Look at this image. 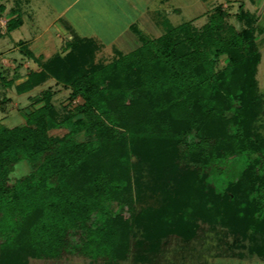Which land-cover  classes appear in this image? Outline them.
<instances>
[{"label":"trees","instance_id":"obj_1","mask_svg":"<svg viewBox=\"0 0 264 264\" xmlns=\"http://www.w3.org/2000/svg\"><path fill=\"white\" fill-rule=\"evenodd\" d=\"M229 15L219 5L200 27L158 19L157 37L134 27L141 44L108 63L95 60L93 39L75 36L65 54L23 82L15 85L0 70L1 84L19 94L54 77L83 99L59 116L48 88L23 124H0V264L60 260L70 246L89 264H123L134 246H145L141 257L170 235L193 241L200 217L225 228L217 255L264 259V138L256 125L264 25L241 10L237 27ZM21 23L10 18L7 31ZM56 127L68 131L49 134ZM236 153L246 158L239 174L213 171ZM21 160L31 170L12 179ZM139 167L155 192H166L160 209L134 208ZM122 203L128 217L117 212ZM136 227L142 232L135 240Z\"/></svg>","mask_w":264,"mask_h":264},{"label":"rangeland","instance_id":"obj_2","mask_svg":"<svg viewBox=\"0 0 264 264\" xmlns=\"http://www.w3.org/2000/svg\"><path fill=\"white\" fill-rule=\"evenodd\" d=\"M222 1V0H216ZM246 6L250 3L249 0H238L237 4L244 2ZM33 3V2H32ZM3 5L5 8L0 12V70L4 73L7 79L15 78L14 84L23 82L27 78V74L30 70L42 69V64L48 58L54 54H65L68 50V44L66 42H59L53 47H48L45 49V38L46 34L41 35L35 42L28 43L31 37L38 35V32L43 29L41 23H44L43 18H29L27 16L25 23L13 29L11 32L7 31L8 20L16 16V11L13 13L12 8H16L17 4L14 0H0V6ZM207 9L203 11V6L199 3L196 7H191L189 9L183 8L180 12H174L169 15V21L173 24H179L184 21L192 20L196 26H202L209 18V11L214 7V5L206 4ZM264 3H260V6L255 10V14L260 18V23H264V11L262 8ZM231 10V21L239 26V22L235 18V13L238 10L237 5H229ZM210 9V10H209ZM199 15V16H197ZM163 16L159 19L163 20ZM40 22V24H39ZM146 33L150 34V30L143 28ZM53 30V29H52ZM157 34L162 33V28L159 27L156 30ZM153 34V33H152ZM151 34V35H152ZM21 40H27L28 47L34 52L37 57H41V61L34 59L29 56L25 50L22 48ZM257 41L261 48L262 56L258 64V69L256 72L258 93L261 97V112L259 118L256 120V125L264 138V32L257 36ZM141 44V42L139 43ZM98 49L95 54V60L97 62L108 63L118 57L117 51L112 47L103 48L98 44ZM41 55V56H39ZM45 55H50L45 57ZM227 63V57L224 56L219 59V66H224ZM51 88L53 96L52 103L56 108L58 115L62 116L72 110L76 104H79L83 99L79 97L73 98L71 96V87L64 83H58L54 77H49L42 84L34 87L32 90L19 94L14 85L7 87L2 85L0 82V124L6 126H13L18 124H23L27 118L28 113L43 102H34L38 97L42 96L44 91ZM4 99V100H3ZM68 131V127H56L49 130V134L53 136H63ZM78 139L84 138L85 135L83 131L76 134ZM208 147V146H207ZM209 149V147H208ZM135 159V156H133ZM246 162L245 153L232 154L229 160L223 161L221 167L217 165V169L213 171L217 174H223V172H230L231 175H237L240 173L244 163ZM31 170V166L27 160H21L15 164L14 170L9 173L12 179L20 177ZM141 167L136 169L134 172V187L135 192L133 195L134 208L138 212L140 209H144L146 206L161 208L164 205L165 193H158L149 185L151 178L149 173H145ZM223 187V186H222ZM129 205L126 203L119 204L117 206L118 214H124L129 216ZM121 211V212H120ZM200 217L197 220L198 234L195 239L186 244H182V241L177 236L170 235L168 238L164 239L162 242V248L160 245L156 252L151 250L148 253H144L141 257H138L139 251L143 250L145 246L133 247L131 252V259L124 261L123 264H151L157 261H189L194 262L198 259H206L217 255L216 251H222L224 248L222 246L223 234H225V228L221 227L219 222L214 221L215 225H211L209 222L203 220ZM219 223V224H218ZM141 228L136 227L133 232V239H138L141 235ZM4 236L0 235V240ZM149 245V243H147ZM70 246V245H69ZM73 247V246H72ZM155 248V247H153ZM71 250V246L65 250L69 254H64L63 258L60 260L54 259H44V258H33L30 264H89L86 257L80 255L77 251ZM77 252V253H76ZM141 253V252H140ZM136 258H147L148 261L139 262ZM152 258V260H150ZM60 261V262H59ZM62 261V263H61ZM68 262V263H67Z\"/></svg>","mask_w":264,"mask_h":264},{"label":"crops","instance_id":"obj_3","mask_svg":"<svg viewBox=\"0 0 264 264\" xmlns=\"http://www.w3.org/2000/svg\"><path fill=\"white\" fill-rule=\"evenodd\" d=\"M249 1L248 5L250 6H246L245 1L238 5V0L217 2L216 0H14L17 7L12 8L11 11L13 10V13L16 11L14 17L20 16L22 21L20 25L25 23L27 16L35 18L37 15L39 19L45 20L39 25L43 30L38 32V35L31 37L28 43H33L41 35L46 34L45 44L48 46L44 48L47 49L61 41L68 43L75 36H79L91 38L103 48L112 47L116 51L127 53L137 48L141 42L133 30L134 27L149 36L157 37L161 34L156 33L160 27L157 22L159 17L163 16L169 20V15L172 13L180 12L183 8L196 7L199 3L203 6V11L207 9L206 4L214 5L211 10L209 9V12L221 5L224 10L229 12L230 22H232L231 10L228 7L237 5L238 10L235 13V18L239 22V26L232 22L237 27L241 26V21L236 14L241 10L254 15L258 24L264 25V23H260V18L255 14V10L260 6V3H264V0ZM262 10L264 11V7ZM195 16L193 19L196 18ZM143 28L150 30V34L146 33ZM21 41L27 43V40ZM48 56L50 55H45V57ZM151 264H264V259L252 256L213 255L209 259L203 258L194 262L191 260L184 262L157 261Z\"/></svg>","mask_w":264,"mask_h":264}]
</instances>
